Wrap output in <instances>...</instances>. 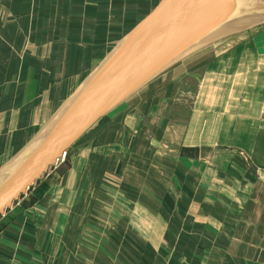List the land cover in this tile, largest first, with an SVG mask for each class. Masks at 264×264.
<instances>
[{
	"label": "crops",
	"instance_id": "0c3cea01",
	"mask_svg": "<svg viewBox=\"0 0 264 264\" xmlns=\"http://www.w3.org/2000/svg\"><path fill=\"white\" fill-rule=\"evenodd\" d=\"M159 1L0 0V177ZM76 143L0 216V264H264V24L179 57Z\"/></svg>",
	"mask_w": 264,
	"mask_h": 264
},
{
	"label": "water",
	"instance_id": "95a60500",
	"mask_svg": "<svg viewBox=\"0 0 264 264\" xmlns=\"http://www.w3.org/2000/svg\"><path fill=\"white\" fill-rule=\"evenodd\" d=\"M246 8H229L226 0H160L113 45L58 108L39 139L0 177V216L101 117L176 59L212 38L264 24L263 5ZM226 10L239 16L207 27L208 20H217Z\"/></svg>",
	"mask_w": 264,
	"mask_h": 264
},
{
	"label": "rangeland",
	"instance_id": "374dc122",
	"mask_svg": "<svg viewBox=\"0 0 264 264\" xmlns=\"http://www.w3.org/2000/svg\"><path fill=\"white\" fill-rule=\"evenodd\" d=\"M248 1H251L252 3H249V4L246 3V2H248ZM242 2H244L243 5H242V4H238V5H237V8L244 9V8L248 7V8H246V9H250V8H251V9H254V8H252V6H256L257 4H259L260 6H262V5L264 6V0H241V3H242ZM247 4H248V5H247ZM252 4H256V5H252ZM230 13H231V14H230ZM236 13H238V12H228L227 14L219 15L217 20H216L214 17H212L210 20L207 21V27H210V28L212 29V28H215V27H216V25H217L216 23H218L219 21L224 22V21H226L227 19H228V20H232L230 16H231V15H234V17H236V16L239 14V13H238V14H236ZM229 15H230V16H229ZM238 16H239V15H238ZM213 19H214V20H213ZM199 31H200V29L197 30V32H199ZM85 139H86V138H84L82 141H85ZM82 141H81V142H82ZM79 143H80V142H79ZM79 143L74 144V145L71 146L70 148H73V147L77 146ZM70 148H69V149H70ZM69 149H68V150H69ZM68 150H67V151H68ZM61 162H62V161H61ZM61 162H60V163H61ZM55 166H56V165H53V166H52V169H53ZM116 189H118V188L116 187ZM25 194H26V193H25ZM25 194H24V195H25ZM24 195L21 196V198H23ZM21 198H20V199H21ZM106 222L110 224V221H107V220H106L105 222H103V223H101V220L97 221V223H93V222H92L93 225H92V224H89V223H86V224H87L86 229H88V228H90V227L98 228V229L100 230V232H98V233H99V234H98V239H99V240H102V239H104V238L106 239V238H107L106 234H101V232L103 231L102 228H104L105 225L107 226ZM104 223H105V225H104ZM86 238L88 239V238H90V237L88 236V237H86ZM82 239L85 241L84 237H83Z\"/></svg>",
	"mask_w": 264,
	"mask_h": 264
},
{
	"label": "bare ground",
	"instance_id": "6f19581e",
	"mask_svg": "<svg viewBox=\"0 0 264 264\" xmlns=\"http://www.w3.org/2000/svg\"><path fill=\"white\" fill-rule=\"evenodd\" d=\"M244 2L241 3V0H226V6L229 5V8H235L237 7L238 4H242L243 5ZM230 10V9H229ZM229 10H226L224 12H221V14H227L228 12H230ZM231 14V13H230ZM230 16V15H229Z\"/></svg>",
	"mask_w": 264,
	"mask_h": 264
},
{
	"label": "built area",
	"instance_id": "2783aa9c",
	"mask_svg": "<svg viewBox=\"0 0 264 264\" xmlns=\"http://www.w3.org/2000/svg\"><path fill=\"white\" fill-rule=\"evenodd\" d=\"M66 152H67V151H66ZM66 152H64V153L61 155V157L56 161L55 164H57V163L63 161V159H64V157H65V155H66ZM55 164H54V165H55Z\"/></svg>",
	"mask_w": 264,
	"mask_h": 264
}]
</instances>
